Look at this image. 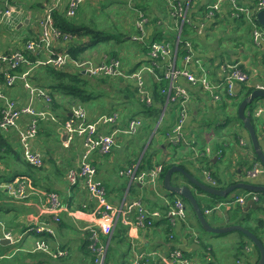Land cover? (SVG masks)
<instances>
[{
	"label": "crops",
	"instance_id": "0c3cea01",
	"mask_svg": "<svg viewBox=\"0 0 264 264\" xmlns=\"http://www.w3.org/2000/svg\"><path fill=\"white\" fill-rule=\"evenodd\" d=\"M94 1L102 2L103 0ZM94 1L86 0L84 6H82L84 11L85 9L87 11L89 6H91L93 10L99 11V9H96L98 4L93 3ZM136 1V4L139 3L142 7L139 8L142 11L140 13L144 14L145 18L149 20V22L145 24L148 36L144 43H149L153 39L158 40V38L159 40L168 38L171 42L173 40V44L177 50V65L179 67H188L195 72L208 71L212 74L211 76L213 78H222L225 76L226 71H228L226 70L227 65L232 63L250 74L247 85L255 87L260 85L264 86V41L260 44L254 42L251 25L246 17L242 16L240 18H235L231 15L229 1L223 0L222 9L215 13V17H209L207 15L209 6L214 3L215 0H174L175 3L182 8L183 16L170 15V7L166 0ZM238 1L241 5L252 8L256 6L258 2V0ZM107 2L106 6L108 4L116 6L117 0H107ZM16 4L17 10L6 20L5 27L0 33V44L5 47L15 44L22 33L39 32V25L37 27L36 18L43 12L42 5L40 4L39 7H24L22 4H18L17 0ZM185 23L191 29L189 35L199 43L198 48L200 50H198L197 54L200 58L195 57L190 62H186L184 58L182 59L179 56V44H177L178 37H182L183 40L182 29ZM35 27L38 29L34 30L33 28ZM13 29L18 33L16 39L11 35ZM137 33L138 32H132L131 35H136ZM4 35L7 36V38L6 36L4 37V39H6L5 41L3 39ZM186 40L191 41L189 37L186 38ZM136 43H140V45L133 51V65L127 66L123 63L126 68H131L133 70L139 65L138 63L147 57V53L142 50V42L138 41ZM1 48L2 46L0 47V51H3ZM125 55L127 54H124V56ZM212 71H215V73ZM146 76L150 84L152 81L157 82L151 75L147 74ZM176 82L177 84L185 86L193 93L188 105V113L184 121V135L187 139H191L192 143L189 145L184 143L179 144V146L174 145L167 136L168 132L172 131L176 123L180 104L172 105L173 113L167 119H165V116L164 118L162 117V112L166 108L165 103L163 105L159 104L162 111L159 112L160 115L157 122L160 121V125L159 131L153 136L154 138L151 137L152 130L150 132V130L144 126L133 138L129 135L119 134L117 137V144L110 153L106 155L97 153L95 155L94 162L97 166L98 177L106 187L108 198L111 202L120 204L125 200L131 201L141 199L149 210L158 209L162 211V213H166L170 210L173 201L172 203L169 202V200H171L170 194L162 189V183L164 184V182H161V177L154 184H141L138 180H131L130 177L120 174L121 170L132 164L140 165V163L142 164L144 162L146 163L144 165L148 166L149 162H152V164L155 162L157 163L156 157L153 156L155 151L159 153V157L162 159L165 158L168 153L175 155L172 157L174 163H179V165L180 163L184 164V166L182 165L183 167L196 177L203 178V180L207 181V172H214L222 179V181L217 182V185L219 186L223 183V185H225L223 187L236 181L244 180L243 178L247 175V170L255 163L259 162L254 161L255 156L250 157L251 153L247 143L244 146L248 148L247 150L249 152L244 151V148L237 144L239 137L240 139L243 137L245 140H248L245 133L247 129L238 119L231 117L236 113L238 114V108L243 98L240 92L242 82H237L235 84L234 95L225 96V91L221 90L220 92L223 93L220 95L221 97L216 100L213 99L212 95L203 87L192 86L184 77H179ZM18 84L13 87L12 93L14 95L11 96L19 99L21 103L27 104L30 101L34 103L36 99L33 100L29 96L23 84ZM167 89H169V87ZM37 102L38 108H46L45 103H43L41 99ZM92 103L93 104L90 106H85L88 110V117L90 119H94L102 113L99 108L100 102L95 100ZM1 105L3 104L0 100V107ZM259 108L264 110V98L257 100L250 107L254 114ZM113 109L115 108L109 111ZM114 111H118L121 115H124L121 123L124 125L129 115L128 113L132 110L118 108L113 110V112ZM255 117L258 122L257 133L262 143L264 139V114L260 116L255 114ZM28 118H31V116L27 117V119L22 122V126L28 124ZM45 119L47 120V118ZM157 125L158 123L156 126ZM59 127L58 131L61 135V142L55 141L57 146L50 144L52 147H48L46 150L45 145L42 144L44 141L40 140V138L45 135L42 133L40 137L34 140V145H36L37 140L41 143V147L44 150L41 151L45 154V157L48 158V153L46 152L50 151L53 161L57 163L56 165H51V162L46 158L45 173H39V186L34 187L28 182L27 178L24 179L21 177V179H15L17 181L20 180L19 183L25 180L34 193L28 198H21L18 200L12 197L6 189L2 190L3 192L0 194V256H3L0 258V264H92L86 241L90 234V226L93 224V216L89 212L90 209L87 208L93 206V201L90 200L88 193L81 185L75 188L68 187L65 173L58 172L60 162H62L64 158L62 152L65 150L62 146L65 145L67 140L64 124L61 123ZM110 128L111 127L108 125L104 127L105 131H108ZM10 131L15 135V128H12ZM215 131L217 134L214 133ZM156 136L157 149H152V151L148 153L149 155L145 156ZM53 139L56 138L53 137ZM74 145L75 142H72L71 147L74 148H67L66 150L68 152V161L71 160L74 162L75 155L78 158L81 151L82 145L80 142ZM38 147L40 148L39 145ZM217 147L221 149L224 148L225 153L223 154L221 150L217 151ZM18 148L22 151L20 145ZM57 148H59L58 151ZM9 171L10 170L7 167L5 168L0 162V177H4V173H8ZM178 174L181 176H178ZM173 177L174 183L191 185L193 189L196 190L197 196L202 201V204L207 205L211 202H217L215 198L200 192L197 187L188 183L187 181L189 180L184 175L176 173ZM19 183H17V186H19ZM255 183L263 184L264 175ZM47 186L54 190H48ZM46 191L58 192L62 202L69 206L68 210H63L60 213L62 218L60 223L54 220L53 217L55 213L48 210L51 204L50 197L46 194ZM244 193H246V191L235 192V194L240 195ZM177 198H179V196H177ZM175 199L176 197L174 200ZM260 199L261 197H259L258 202L260 205H263L264 201ZM86 200H88V202ZM226 201L227 200L216 203L217 210H220L224 218L223 221H227V219L230 218L228 214L230 206L226 205ZM83 203L87 204V208H84L82 211L80 207L84 205ZM260 207L257 209L260 210ZM212 211L209 215L212 214ZM187 213L188 221L186 223L177 222V225H174L171 219H163V221L138 229H129L128 226L124 225V230L126 231L127 229V232H120V236L110 244L108 264H132L135 250L152 252L156 249L162 253L169 252L172 249H180L200 264H215L212 250L206 252L207 247L200 244L197 238V232L193 231L194 225H191V220H193L191 214L188 210ZM261 213L262 212H260L259 215ZM194 215L198 220L196 213ZM38 218L50 221L53 235L46 234V238L49 240L54 250L58 248L66 249V255L55 258L46 252L34 250L35 241L39 235L31 232L29 227ZM175 220L178 221L177 219ZM213 220V222L209 220L212 225L225 226L222 221L214 218ZM188 224L190 228L187 226ZM168 229L169 232L174 231L176 237L174 235L170 236ZM9 231L15 235L16 240L11 241L5 237V234ZM240 237L239 235V240ZM238 239L237 241H239ZM247 247L252 249L251 262L254 264L258 259L259 253L255 246H252L249 242ZM199 253L202 254L205 260L196 259V256L201 255ZM236 263L241 264L239 260H237ZM147 264H149V262Z\"/></svg>",
	"mask_w": 264,
	"mask_h": 264
},
{
	"label": "built area",
	"instance_id": "2783aa9c",
	"mask_svg": "<svg viewBox=\"0 0 264 264\" xmlns=\"http://www.w3.org/2000/svg\"><path fill=\"white\" fill-rule=\"evenodd\" d=\"M86 0H45L43 4L42 14L38 18L39 36L28 40L23 48L9 47L0 51V71L5 74L6 84H0V100L2 101V109L0 112V129L7 132L9 129L15 128L22 153L24 158L31 164L42 166L44 164V154L42 151L34 147V140L38 138L40 131V121L45 118L55 119L54 113L46 106L45 109L38 108L32 104L18 103L17 98H10L6 93L14 87L17 80L22 81L25 89L31 97L43 96L47 101L51 97L47 93L46 88L31 81L30 69L21 74H12L18 66L25 62H29L24 50L27 49L34 55L40 56L43 54V60L38 59V63H50L58 67L67 65L70 60V53L56 51V44L61 42L67 35L56 25L54 20V10L65 5L67 14L74 17L79 12V9L84 5ZM170 7V15L183 16L182 8L175 3L174 0H166ZM230 3L231 15L235 18L242 16L246 17L252 27V35L254 42L260 44L264 41V28L257 23V12L264 8V0H260L257 5L247 7L241 5L238 0H227ZM128 6L135 9L136 0H128ZM223 0H215L209 6V17H215V13L222 9ZM15 0H0V33L5 27L6 20L17 10ZM138 10L139 18L136 21L138 33L133 36L136 41L144 42L146 38V22H149L145 15ZM71 36V34H69ZM182 41V37H178L177 44ZM189 50H192L190 40L186 41ZM61 46V45H60ZM149 52L147 57L139 63L134 70H129L123 65V61L119 57L105 56L103 59L95 60L93 58H80L75 60V67L84 71L91 76H107L109 75L114 80L128 79L134 82L137 87L139 98L150 105L154 102V96L146 81V75H151L157 82L163 79L167 81L169 89L166 90V108L169 105L180 104L179 115L172 131L168 132V137L174 145L176 144H191L192 140L187 139L184 135V121L188 113V105L192 98V91L185 86L177 84L179 77H184L192 86L203 87L213 99H219L225 91V96L234 95V86L237 82L249 80V75L239 68L233 69L232 65H227L228 71L226 76L213 78L207 71L195 72L188 67H179L177 65V50L173 42L163 40H152L148 43ZM14 48V49H13ZM194 56L189 54L185 56V61H192ZM192 63V62H191ZM233 69V70H232ZM210 75V76H209ZM263 87V85L257 86ZM10 99V100H9ZM18 105H16V104ZM165 108V109H166ZM164 109V110H165ZM71 115L64 122L67 140L65 146L68 147L72 142H76L77 138L82 139L83 150L78 155V160L75 166L68 171L67 181L69 187L75 188L78 185L84 187L93 201V208L89 210L93 216V224L90 226L91 248L95 253V264H108L107 252L109 239L106 242L101 241V235L110 237L118 222L123 223L130 228H142L148 225H153L163 219H171L174 225L177 222L186 221L187 217V202L179 196L172 204L170 210L162 213L160 210H149L141 199L125 200L120 204L111 202L108 198L107 189L103 182L98 177V170L95 164V155L97 153L106 155L110 153L117 144L119 134L136 135L145 125L147 120L143 113H138L132 116L125 124L122 123V118L118 111L110 114L103 113L94 119L88 117V112L82 104L73 105L70 109ZM257 115H263L264 110L259 108L256 110ZM164 113L162 114V116ZM31 116L27 125L22 126V122ZM110 126L108 131H105V126ZM156 133V130L154 131ZM240 143L245 145L244 139H240ZM248 149V148H247ZM163 166L150 167L148 169L141 168L139 164H133L120 171L121 175L130 177L131 180H138L141 184H154L162 176ZM264 174V165L257 162L251 169L247 170L248 177H257ZM208 180H211L217 185L216 181L211 179L210 172H207ZM20 181V180H19ZM0 180V189L8 190L9 194L15 199L28 198L34 192L29 188L24 180ZM19 183V186L16 184ZM16 185V186H15ZM50 197L51 206L48 208L55 213L54 220L58 223L62 221L60 213L63 210H68V204L63 203L60 195L56 191H46ZM250 198L259 200V195L255 191L247 190L246 193L237 195L234 200H227L226 205L239 203L245 206ZM87 208V204L83 205ZM84 209H82L83 211ZM210 213L211 210H206ZM177 219L178 221H176ZM31 232L36 233L38 238L35 241L34 250L43 251L50 254L52 257L58 258L66 255L67 250L58 248L54 250L48 242L46 234L53 235L50 221L41 220L38 218L29 227ZM5 237L11 241L16 240L12 232H7ZM249 249V248H248ZM3 256L1 255L0 258ZM132 264H200L192 257H189L180 249H172L169 252L162 253L153 250L152 252L136 251Z\"/></svg>",
	"mask_w": 264,
	"mask_h": 264
},
{
	"label": "trees",
	"instance_id": "16d2710c",
	"mask_svg": "<svg viewBox=\"0 0 264 264\" xmlns=\"http://www.w3.org/2000/svg\"><path fill=\"white\" fill-rule=\"evenodd\" d=\"M259 1L260 0H258V2ZM93 3L98 4L100 2L94 1ZM124 3H125V5H128L129 2H128V0H126V1H124ZM40 4L42 5V9H43V4H44L43 1L36 3V5H34V6L39 7ZM82 6H84V5H82ZM254 7L255 6H253V8ZM135 9H137V10L132 9V11H135L138 15V10H140L139 9V3H137V4L135 3ZM83 11H84V8L81 7L76 16L70 17L67 14V9H66L65 5L54 10V20H55L56 25L63 32L64 35H67L61 42L56 44L57 47L55 50L60 51V52L68 51L70 53V60H69V63L67 65H64L62 67H58V66H55V65L50 64V63H38V59L43 60L45 58L43 56V54H41L40 56L34 55L33 53L29 52V50L25 49L24 53L27 55L29 62H25V63L21 64L14 71L11 72L12 74H21V73L26 72L30 69V75L29 76L31 78V81L40 85V87L46 88L48 90L47 93L51 97V100L47 101L43 96H41V100L54 113L55 119L52 120V118H48L49 120H51V122H50L51 128H49L45 124L44 119L40 121V131H39L38 137H40V134L42 133V134L47 135V138H49L50 140H52L53 137H55L56 138L55 141L61 142V135H60V132L58 131V129L60 128L59 125H61V123H64L69 118V116L71 115L70 109L72 108V106L76 105V104H82L83 106H85V105L88 106V105L92 104V102L95 101V99L101 95V89L97 88V84H99V83H95V82L91 81V78H90L91 75L88 76L89 74L78 70L75 67V65L73 64V62L75 60L80 59V58L84 59V57H86V55L91 53L93 50L103 51V52H101L103 55L99 56L100 59H103L105 56L119 57L118 54H120V51H121V47L119 48V46H120V43L123 42V39L124 40H130V41L134 40L133 39L134 35H131L132 32H127V33L117 32V33H119V37H118V35L115 31H111L106 27L98 28L97 27L98 24L94 20H92L91 23H89L90 21L87 22L83 16ZM207 11L209 12V9ZM38 18H36L37 27H38V24L40 23V22H38ZM137 19H138V16H137ZM137 19H136V21H137ZM136 21H135V23H136ZM256 21L260 25L259 21L258 20H256ZM136 32H138V31L136 30ZM190 32H191V29L185 23V25L183 26V29H182L183 40L179 43V56L182 59L185 58V56H187L189 54H192L194 56V58L199 57V56H197L198 50H199V48H198L199 43L197 41H195L194 38L191 37V35H189ZM69 34H71V36H69ZM38 36H39V33H37V32L36 33H32V32L22 33V35L16 40L17 46L11 44L8 47L23 48L25 43L28 40L36 38ZM188 37L191 39L192 50H189L187 45H186V41H187L186 38H188ZM113 38L117 39V41L115 43L112 41ZM166 39L169 40L168 38H166ZM158 40H159V38H158ZM134 41L137 42L136 40H134ZM172 42H174V41L172 40ZM141 45L143 46L142 50L145 51L148 55V52H149L148 43H144L142 41ZM196 51H197V53H196ZM201 53H202V51H201ZM88 58H93L95 60H99L96 57H88ZM121 61H122V59H121ZM228 65L235 66V67H233V69H235V68L241 69V67H237L236 65H234L232 63H229ZM123 66L125 67V65H123ZM127 69L133 70L131 68H127ZM241 70L245 72L244 69H241ZM246 73L248 75H250L248 72H246ZM208 74H210V73L208 72ZM210 75H212V74H210ZM94 77L99 78L98 81L101 80V83H109V84L111 83L110 84L111 86H116L119 83H124L125 84L124 88H120V89H121V92H124L126 94L129 101L127 100L128 103H123V107L125 106L126 110H130V111L132 110L131 112L143 113L147 118L144 126L147 127V129L150 130V132H151V130H153L154 126L157 124V121L159 119L158 117L160 115V113L157 115V112L162 111V108L159 106V104L163 105L166 101L167 95L165 92L168 88L166 80L163 79L160 82H155V81L151 82V85L149 88L151 89V91L153 93L154 102L151 103L150 105H147L146 103H143V101L140 100L139 98H138V100L136 99L135 94H134L135 93L134 90H132L130 88L131 86L135 87L134 82L133 83L127 82L128 83L127 84V83H125L124 80H121V79L120 80H114L109 75L100 76V77L94 76ZM0 81H1V84H3V85L6 84L5 74L1 71H0ZM19 82H20V80H17V82L14 84V86L16 84H18ZM130 82H132V81H130ZM247 83H248L247 81H242V84H241L240 92L242 94L241 96L243 97L242 99H244L246 96L251 94V92L256 88L255 86L247 85ZM126 84L128 86H126ZM6 93L8 94V96L14 95L12 93V88L9 89ZM11 97H13V96H11ZM14 98H16V97H14ZM16 100H18V99H16ZM252 105H253V103H250L247 106L246 111L248 112V115L251 117L252 122L255 126V129L258 132L257 119L255 117V114L253 113V110L250 109V107ZM99 108L102 112L100 114H103V113L110 114L113 112V110L118 109L119 107H113L115 109L109 111L112 108L104 107V105L100 102ZM120 116L122 119L124 118L123 114L122 115L120 114ZM231 117L238 119V121H240L244 125L243 121L240 119V117L237 113ZM13 139H14V143L12 141ZM242 139H244V138L242 137ZM246 140H245V142L246 143L250 142V147L253 149L254 156H255L254 161L261 162V160L259 159V157L256 155V153L254 151V148H253V145H252L250 138L247 141ZM78 142H80L82 145V139L77 138L75 145H77ZM37 144L39 146H41L40 142ZM19 145H20V142L18 140L16 133L14 135L12 133H8V131L5 132V131L0 129V162L5 166V168L7 167L10 170L8 173H4V177H0V180L3 179V180L12 181V180H15L17 178L21 179V177H23L24 179L27 178L28 182L31 185H33L34 187H37V186H39V181H38V177L40 175L39 173H45L44 170H46L45 164H46V158L47 157H45V154L43 153L44 154V164L42 166L33 165V164L29 163L24 158L22 151L19 150V148H18ZM66 148H74V147H71V145H70L69 147H66ZM82 150H83V146L81 148L80 153L82 152ZM216 150L217 151L221 150L223 152V154L225 153L224 148L221 149L220 147H217ZM46 153H48L47 160H49V162H51V163L53 162L54 163L53 165H56L57 163H55V161H53V158L51 157V152L48 151ZM77 160L78 159H77L76 155L74 157V162L71 160L70 161L67 160V162L63 160L62 162H60V168L58 169V172L65 173V176L67 177L68 171L71 168H73V166H75ZM208 162H210V161H208ZM144 164H146V163H144V162L142 164L140 163L139 166L141 168H150L153 166L152 162H149L148 166H146ZM174 164H179V163H174L173 158L165 159V162L163 164V173L161 176L162 178L164 177L166 171ZM132 165H130V166H132ZM180 165L184 166V164H182V163H180ZM252 167L253 166H251L249 169H251ZM213 173L210 172L211 179L215 180L216 183L222 181V179L219 175H216ZM66 181H67V179H66ZM67 184L69 187L68 181H67ZM219 184H221V183H219ZM219 186L223 187L225 185H223V183H222V185H219ZM47 188H48V190H54L53 188H50L48 186H47ZM1 192H3V191L0 189V194H1ZM256 193L264 201V191H258ZM209 196H211L212 198H215V200L217 202H219V201L226 200L229 197V194L227 197L217 196V195H209ZM86 201L88 202V200H86ZM185 201H187V200H185ZM174 202L175 201L173 199L172 204H174ZM217 202L213 203V205H211V204L206 205L205 204L204 206L200 202L202 210H203L206 217L208 214L206 212V210H211V208H213ZM92 205H93V203H92ZM228 206H230L229 207L230 209L228 210V214L230 215V217H232V218L233 217L236 218L238 216L243 217L244 214H246L248 218L250 217V211L245 213L243 211V205H241L239 203H235V204H231ZM260 206L259 207L261 208L260 210H262V213L260 215L258 214V216L256 218V223L255 224L253 223V225H252V223L248 224V225H246V227L248 229H250L253 233H255L264 243V204L260 205ZM80 208L84 209L83 205H81ZM92 208H93V206L90 208L88 207L87 209L91 210ZM250 210H253V209L251 208ZM193 213L195 214L194 209H193ZM124 227L125 226L123 223H121V222L117 223V225L114 229V232L112 234L113 237H111V240L109 241L110 243L108 245L107 261L109 259V247H111L110 244L118 236H120V232L121 233L127 232V229L125 231ZM168 232H169V229H168ZM240 232H241L242 236L240 237V240L238 239L239 240V241H237L238 247H236L237 253L241 255V257H239L238 259H240L239 261L241 264H252V262H251V256H252L251 250L252 249H248L249 248V247H247L248 246V240L244 236H246L249 240H250V238L245 233H243L242 231H240ZM90 236H91V232L88 235V240L86 241V243H87L86 245L89 249L88 254H90V257L92 259V264H95L94 263L95 253L93 252V250L91 248L93 242L91 241ZM107 240H108V236H105L104 234H102L101 235V241L106 242ZM198 240L201 244V240L199 237H198ZM202 246H204V245H202ZM254 246L259 253L258 259L254 263V264H257L259 261V258H260V250L256 245H254ZM206 247H207L206 252L208 250H212V248H210L208 246H206ZM153 264H155V263L153 262Z\"/></svg>",
	"mask_w": 264,
	"mask_h": 264
},
{
	"label": "rangeland",
	"instance_id": "374dc122",
	"mask_svg": "<svg viewBox=\"0 0 264 264\" xmlns=\"http://www.w3.org/2000/svg\"><path fill=\"white\" fill-rule=\"evenodd\" d=\"M40 1L41 0H17L18 4H22L24 7L34 6V5H36V3L40 2ZM44 1L45 0H43V2ZM124 1L125 0H117L116 6H111L110 4H108L106 6V4L108 3L107 0H103L102 2L98 3V6L94 5V6L97 7L96 9H99V11L98 10L95 11V10H93L91 8V6H89L88 7V10L86 11V9H85V11L83 12V16H85V20L87 22L90 21L89 23H91L92 20L96 21V23L98 24V26H97L98 28H104V27H106V28H108L111 31H115L116 33L117 32H122V33L136 32L137 27H136L135 21H136L137 16L139 18V13L137 15V13L135 11H132V9L128 5H125ZM15 2H16V0H15ZM109 6H111V7H109ZM139 8H142L140 4H139ZM133 27H134V29H133ZM15 29H13L12 32H11L12 33L11 35H12V37L14 39H16L17 36H18V33L15 31ZM33 29L34 30H37L38 28L35 27ZM137 31H138V29H137ZM6 35L3 36V39H4V37ZM117 35L119 37V33H117ZM147 36L148 35L146 34V37ZM6 38H7V36H6ZM5 40L6 39H4V41ZM112 41L115 43L117 41V39H114L113 38ZM121 43H120V46H119V48L121 47L120 54H118L119 57L122 59V61H123V63L125 65H127V66L133 65V63H134L133 58H132L133 51L135 49H137V47H139L140 43L137 44L134 40L133 41H130V40H124V39H123V42H121ZM13 45H16V42ZM1 46H2L1 50H4V49L9 48V47H5L4 45H1L0 44V47ZM101 52H103V51L93 50L91 53L87 54L86 57H84V58L96 57V58H98L100 60V57L99 56H102L103 55ZM124 54H127V55L124 56ZM212 72L215 73V71H212ZM88 76H90V75H88ZM90 78H91V81H93L95 83H99V84H97V88L101 89V95L98 98H96L95 100H98L99 102H101L104 105V107H107V108L108 107H110V108L119 107V109L125 108V106L123 107V103H128L129 99L127 98V96H126V94L124 92H121V89H120V88H124V85H125L124 83H119L116 86H111L110 85L111 83L110 84L109 83H101V80L98 81L99 78H95L94 76H90ZM123 80L125 81V83H127V82L128 83H133V82H130V80H128V79H126V80L123 79ZM146 81H147V83H148V85L150 87L151 84L149 83L148 79H146ZM19 83L23 84L22 82H19ZM0 84H1V81H0ZM127 84H126V86H128ZM130 88L132 90H134L135 97L138 100L139 96H138V92H137V87L136 86L135 87H132L131 86ZM12 90H13V88H12ZM10 98H12V97H10ZM31 98L33 100H35V99L36 100L34 101V103L30 101L27 104L30 103L33 106L37 107V103H38L37 101L40 100V97L37 96V97H31ZM18 103H20V101H18ZM143 103H145V102H143ZM16 105H18V104H16ZM90 105H88V106H90ZM2 106L3 105H1L0 109H2ZM138 113L139 112H130V113H128L129 115L127 117V120L129 118H131L132 116H135ZM163 113H164V115L162 116L163 118H164V116H165V119L169 118L172 115V113H173V107H172V105H170L165 110H163L162 114ZM246 113L248 114L247 111H246ZM158 114H159V112H157V115ZM209 120H210V118H209ZM50 122H51V120H49V119L46 120L45 119V124L49 128H51L50 127L51 126ZM157 123H158V127L156 129V132L159 131L160 121L157 122ZM155 127H156V125L154 126V128L152 130L151 137H153L155 135V132H154L155 131ZM10 130H12V129H9V131ZM9 133L14 134L12 131H10ZM214 133L217 134L216 131ZM245 133H246V136L249 139L250 137L248 136L249 135L248 130ZM44 137H41L40 140H43L44 141V143L42 142V144L45 145V149L46 150L48 149V147H52L49 144H52L53 146H57L56 145V142H55V139H52L51 142H50V139L47 138V135H44ZM133 137H135V135L132 136L131 138H133ZM12 141L14 143V139ZM156 141H157V136L155 137V139H154V141H153L150 149L146 152L145 156L149 155L148 153L150 151H152V149H157ZM37 143H39L38 140L36 142V145H34V147L36 149L37 148L38 149L41 148L40 150H43L41 146H40V148L38 147V144ZM237 144L240 145V146H242L244 148V151H248L247 148H245V146L240 143V137L238 138ZM247 144L249 145V150H250V153H251L250 154V157H254V152H253V149L250 147V142H248ZM176 145L179 146V144H176ZM261 145H262V147L264 149V139H263V142L261 143ZM62 148L65 151L67 150V148H66L65 145H63ZM38 149L36 151H38ZM58 150H59V148H57V151ZM65 151L62 152V155L64 157L63 160L67 162V160H68V156H67L68 155V152L67 151L65 152ZM153 156H155L156 159H157V161H158L157 163L155 162L153 164V167H155V166H159V165H162L163 166V164L165 162V159H170V158L174 157L175 155H171V153H168L166 155V157L162 159V158L159 157V153L157 151H155V154H153ZM143 158H144V156H143ZM53 164L54 163L52 162L51 165H53ZM145 169H148V168H145ZM177 173H180V172H177ZM180 174H182V173H180ZM213 174H215V173H213ZM262 175H264V174H262ZM262 175H259V177H248L246 175L243 179L245 181H248V182H251V183H255V182H257L259 180V178H261ZM178 176H181V175L178 174ZM160 180H161V182L162 181L164 182V177L163 178L161 177ZM173 181H174V177H173ZM187 182L190 183V184H192L189 181H187ZM205 182H208L209 184H211L213 186H216V187H221V186H218V185L214 184L213 182H211V180H208V178H207V181H205ZM162 189L166 193L170 194V192L165 188V186H164L163 183H162ZM245 191H247V190L237 189V190L231 192L229 194V197L226 200H234L237 195H240V194H235V192H245ZM170 196H171V198H170L171 200H169V202L172 203L173 199L175 197L177 198V196H179V195H177V194H170ZM227 196H224V197H227ZM200 202L202 204V201L201 200H200ZM210 204L213 205V202H211ZM202 205L204 206L205 204H202ZM216 206H217V204H215V206L213 208H211V211L213 210L212 211V214L211 215H208L209 214L208 213L207 214V217L209 218V220L211 222L214 221L213 218L214 219H217V220H220V221H222L223 224H225V226H227L228 224H242V225L246 226V225L251 224V223L253 225V223L254 224L256 223V218H257L258 214L260 212H262V210L253 209V210H250V217L249 218L247 217L246 214H244L243 217H241V216H238L236 218L230 217V218H228L229 220L227 219V221L226 220L223 221L224 218H223L220 210H217ZM187 210H188V212H190L191 217L193 219V220H191V222L193 223V224L191 223V225H194L193 226V231L197 232V238L199 236L202 245L208 246V247L212 248V256L215 258L214 259L215 264H237L236 261L237 260H240L238 258L241 257V255L237 253L236 247H238V245H237V239L239 238V235L242 236L241 232L239 230H232V231L225 232V233L208 232V231H206L201 226V224L199 223V221L197 220L196 216L193 213L192 206L188 202H187ZM187 221H188V214H187V217H186V221H184V222L186 223ZM187 226L189 227V224ZM169 235L170 236L171 235H174L176 237L174 231H170L169 232ZM244 237L246 239H248L246 236H244ZM248 242L252 246H254L253 242L250 241L249 239H248ZM199 254H201V253H199ZM196 259L197 260H201V259L205 260V258L202 256V254L200 256H196Z\"/></svg>",
	"mask_w": 264,
	"mask_h": 264
},
{
	"label": "water",
	"instance_id": "95a60500",
	"mask_svg": "<svg viewBox=\"0 0 264 264\" xmlns=\"http://www.w3.org/2000/svg\"><path fill=\"white\" fill-rule=\"evenodd\" d=\"M257 20L259 21L260 25L264 28V8L259 10L257 12ZM27 22V20H26ZM84 72V71H83ZM264 98V88L263 87H256L251 94L246 96L242 101L240 102L239 108H238V115L240 119L244 123V127L249 132V137L252 142L254 151L256 155L261 160V163L264 165V149L261 145V141L259 138V135L255 129V126L252 122L251 117L246 113V108L250 103H255L257 100ZM158 125L155 127V130L157 129ZM182 173L195 187L199 189L200 192L205 193L206 195H217V196H227L231 192L237 190V189H244L249 191H264V184H258V183H251L248 181H236L234 183H231L230 185L226 187H216L208 182H205L206 180H203V178H198L195 175H193L191 172H189L185 167L179 164L172 165L165 173L164 175V186L165 188L170 192V194H177L181 196L184 200H187L192 208L194 209L201 226L208 232L213 233H225L232 230H239L245 233L250 240L253 242L254 245H256L260 250V258L257 264H264V243L263 241L250 229H248L246 226L242 224H228L227 226H214L212 225L208 218L205 216L201 204H200V198L197 196L196 190L193 189L191 185L188 184H180V183H174L173 176L177 173ZM260 206V204L253 198H250L245 206H243V211L248 212L251 208L257 209ZM111 237H109V241L111 240ZM3 241V240H2Z\"/></svg>",
	"mask_w": 264,
	"mask_h": 264
}]
</instances>
